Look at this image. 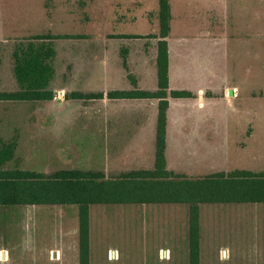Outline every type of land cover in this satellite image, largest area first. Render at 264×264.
Listing matches in <instances>:
<instances>
[{
	"label": "crops",
	"instance_id": "crops-1",
	"mask_svg": "<svg viewBox=\"0 0 264 264\" xmlns=\"http://www.w3.org/2000/svg\"><path fill=\"white\" fill-rule=\"evenodd\" d=\"M169 3L171 20L166 37L169 55L168 91L185 90L192 96L168 97L166 168L189 177L234 169L264 170L260 160L264 157V131L260 130L264 113L261 114V102L256 99L261 85L255 88V83H251L249 78L250 75H260L261 67L258 66L256 70L249 62L243 69L229 62L230 42H242L243 36H249L251 28L256 25L257 16L260 23L261 0H169ZM88 4L92 9L91 20L73 23L72 29L63 32L40 33L69 35L59 40L71 41L70 44L76 40L77 46L64 52L68 61L61 73L63 81L60 88L56 90L52 86L56 68L50 83L56 96L64 94L61 112L50 116V124L44 135L27 131L25 135L17 133L8 140H16L14 155L10 160L22 151L25 155L39 152V156L44 155L45 167L15 168L45 173L59 169H90L102 171L106 177H116L124 172L155 167L159 99L109 97L108 93L158 90L157 54L161 39L159 0H90ZM30 5L31 2L27 0H19L18 3L22 10L31 8ZM12 74L15 77L14 67ZM15 84L19 90L16 77ZM73 91L103 93L104 96L66 98V94ZM56 96L43 101H54ZM63 106L76 110L69 113ZM84 122L86 125H83ZM0 138L6 141L2 136ZM71 153H87L92 156L89 162L96 167L65 165ZM5 164L3 168L15 169L6 168ZM108 172L114 174L109 175ZM117 204L187 203L108 205ZM36 205L39 204L0 205L25 207L23 211L0 209V237L6 230H14L16 246L23 239L28 242L29 231L35 230V220H38L33 208ZM187 205L189 227L186 258L189 264L190 206ZM53 212L61 218L64 216L68 224L71 214L69 209L54 208L49 213ZM72 212L73 218L78 221V230L74 233L77 244L69 245L70 229L67 225L60 231L63 247L50 246L47 249L49 261L55 264H70V251L78 264L79 207ZM65 232L66 240L62 237ZM108 251L116 257V249ZM162 257L170 260V250L163 249ZM10 258V250L0 246V261Z\"/></svg>",
	"mask_w": 264,
	"mask_h": 264
},
{
	"label": "rangeland",
	"instance_id": "rangeland-1",
	"mask_svg": "<svg viewBox=\"0 0 264 264\" xmlns=\"http://www.w3.org/2000/svg\"><path fill=\"white\" fill-rule=\"evenodd\" d=\"M27 1L31 2V8L22 10L18 6L19 0H0V89L4 91L18 89L12 74L15 51L28 45L36 34L63 32L72 29L73 23H84L92 18V9L88 4L90 0ZM255 23L249 36H243L242 42H230L229 62L232 66L238 64L243 69H246L249 62L256 70L258 66L261 67L260 75H250L249 78L251 77V83H255V88L261 85L256 99L261 102L263 114L264 0H261L260 23L258 16ZM49 40L45 41L49 43ZM40 41L43 40L38 42ZM50 41H53L56 50L52 63L57 69L52 86L58 90L63 81L62 70L68 61L64 52L75 49L77 42L72 40L70 44L71 41L62 39ZM63 98L64 94L61 93L50 102L0 101V136L6 139L5 142H9L17 133L25 135V132L31 131L44 135L50 124V116L61 112ZM63 107L69 113L76 110L70 106ZM260 126L259 129L264 131L263 121ZM32 153H17L5 167L31 166L43 169L44 155ZM86 154L71 153L65 165L95 166L89 162L92 161V156ZM260 160L264 166V157ZM61 207L71 212L68 224L64 216L61 218L55 212L49 213L54 208L60 210ZM23 208L25 207L0 206L3 211H23ZM33 208L38 220H35V230L29 231L28 242L23 239L16 246L14 230H6L0 237V246L11 252V258L0 261V264H55L49 261L47 249L50 246L63 247L60 231L67 225L70 229L69 245L77 244L74 233L78 230V221L73 218L72 212L77 206L36 205ZM91 213L90 264H187V204H97L92 205ZM200 214L201 264H264V203H206L200 205ZM62 237L66 240V232L62 233ZM109 249L117 250L116 257L112 256ZM163 249L170 250V260L162 257ZM72 255L70 251V264H76Z\"/></svg>",
	"mask_w": 264,
	"mask_h": 264
},
{
	"label": "trees",
	"instance_id": "trees-1",
	"mask_svg": "<svg viewBox=\"0 0 264 264\" xmlns=\"http://www.w3.org/2000/svg\"><path fill=\"white\" fill-rule=\"evenodd\" d=\"M158 90L112 91L109 97L158 98L156 160L153 169L132 170L116 177L90 169H59L45 173L27 169H5L14 155L16 140L0 138V205H77L79 207V260L90 264V207L101 203H187L190 206L189 264H200V203L264 202V170L234 169L201 177H189L166 168L168 97H190L189 91H168V42L171 11L169 0H159ZM62 34H38L14 52V74L20 89L0 91V100H51L55 74L53 39ZM50 39V40H49ZM43 40V41H35ZM45 40H49V43ZM103 93L73 91L71 99L103 97Z\"/></svg>",
	"mask_w": 264,
	"mask_h": 264
}]
</instances>
